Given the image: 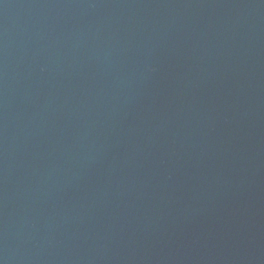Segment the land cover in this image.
<instances>
[{
    "label": "water",
    "instance_id": "water-1",
    "mask_svg": "<svg viewBox=\"0 0 264 264\" xmlns=\"http://www.w3.org/2000/svg\"><path fill=\"white\" fill-rule=\"evenodd\" d=\"M0 264H264V0H0Z\"/></svg>",
    "mask_w": 264,
    "mask_h": 264
}]
</instances>
